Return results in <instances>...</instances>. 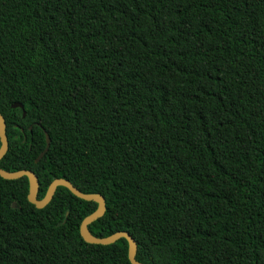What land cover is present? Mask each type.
<instances>
[{"label": "trees", "instance_id": "16d2710c", "mask_svg": "<svg viewBox=\"0 0 264 264\" xmlns=\"http://www.w3.org/2000/svg\"><path fill=\"white\" fill-rule=\"evenodd\" d=\"M0 112V167L102 194L141 263L264 264V0H0ZM29 189L0 175V264H132Z\"/></svg>", "mask_w": 264, "mask_h": 264}, {"label": "water", "instance_id": "95a60500", "mask_svg": "<svg viewBox=\"0 0 264 264\" xmlns=\"http://www.w3.org/2000/svg\"><path fill=\"white\" fill-rule=\"evenodd\" d=\"M13 107L20 106L24 108L23 104L20 102H16L12 104ZM25 114V111H23ZM46 134V147L45 149L40 153V155L37 157L36 161L38 162L48 151L50 144H51V137L48 132H45ZM0 140H1V146H0V159L6 154L9 147L8 142V136L6 131V120L4 115L0 112ZM0 175L5 179H17L22 176H27L30 182V189L28 194V199L30 202L34 203L37 207L42 208L45 207L53 198L57 188L59 186H65L67 187L73 194H75L77 197L82 198L87 201H95L98 204V208L93 213L86 216L80 225V233L83 239L88 243L93 244H103L108 245L115 241H117L120 238H126L128 241V257L132 264H144L137 260L136 254H137V242L135 238L127 231H117L111 235L104 236V237H98L92 234L89 230V225L104 215L106 211V200L105 197L102 194L99 193H85L82 192L79 188H77L72 182L65 178H56L54 179L45 194V196L42 199H38V191H39V179L37 174L31 170V169H20L17 171H7L0 167Z\"/></svg>", "mask_w": 264, "mask_h": 264}]
</instances>
